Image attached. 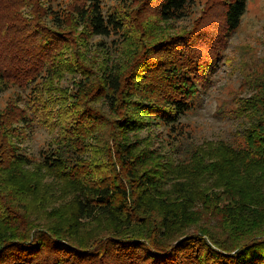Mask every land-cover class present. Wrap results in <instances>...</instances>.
Here are the masks:
<instances>
[{
  "label": "trees",
  "instance_id": "obj_1",
  "mask_svg": "<svg viewBox=\"0 0 264 264\" xmlns=\"http://www.w3.org/2000/svg\"><path fill=\"white\" fill-rule=\"evenodd\" d=\"M198 4L0 0V264H264V70L218 111L239 139L181 122L249 0Z\"/></svg>",
  "mask_w": 264,
  "mask_h": 264
},
{
  "label": "rangeland",
  "instance_id": "obj_2",
  "mask_svg": "<svg viewBox=\"0 0 264 264\" xmlns=\"http://www.w3.org/2000/svg\"><path fill=\"white\" fill-rule=\"evenodd\" d=\"M73 0H57L59 3H70ZM198 9L195 16L203 13L208 3L217 0H197ZM221 10L215 9L213 15H220ZM218 17L212 18L218 22ZM185 21L184 23H188ZM207 32V31H206ZM222 58L209 76V82L201 91V105L195 112L184 116L182 131L188 140L201 144L204 141L226 140L233 142L238 138L237 132L241 125L225 115L218 114L221 108L231 111L235 103L244 96L247 89V79L264 70V0H249L248 10L241 27L227 41ZM67 83H64L66 85ZM18 87L10 86L0 90V111L4 110L7 103L15 98ZM155 142L168 151L167 129L156 132ZM50 136L42 127H36L33 135L24 144L25 151L38 162L40 151L46 147ZM163 144V145H162ZM168 148V149H167Z\"/></svg>",
  "mask_w": 264,
  "mask_h": 264
}]
</instances>
